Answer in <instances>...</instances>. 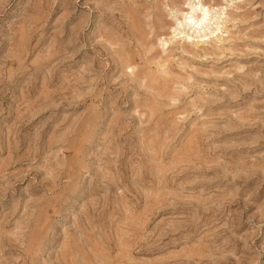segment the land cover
Wrapping results in <instances>:
<instances>
[{"label": "rangeland", "instance_id": "obj_1", "mask_svg": "<svg viewBox=\"0 0 264 264\" xmlns=\"http://www.w3.org/2000/svg\"><path fill=\"white\" fill-rule=\"evenodd\" d=\"M0 264H264V0H0Z\"/></svg>", "mask_w": 264, "mask_h": 264}, {"label": "bare ground", "instance_id": "obj_2", "mask_svg": "<svg viewBox=\"0 0 264 264\" xmlns=\"http://www.w3.org/2000/svg\"><path fill=\"white\" fill-rule=\"evenodd\" d=\"M206 18H207V13L205 12L204 14L200 16L191 17L190 20L195 26H201L206 21Z\"/></svg>", "mask_w": 264, "mask_h": 264}]
</instances>
